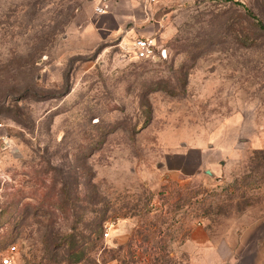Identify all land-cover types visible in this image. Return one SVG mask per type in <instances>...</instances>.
<instances>
[{"label": "rangeland", "instance_id": "rangeland-1", "mask_svg": "<svg viewBox=\"0 0 264 264\" xmlns=\"http://www.w3.org/2000/svg\"><path fill=\"white\" fill-rule=\"evenodd\" d=\"M101 1L0 0V264L260 260L264 0Z\"/></svg>", "mask_w": 264, "mask_h": 264}, {"label": "built area", "instance_id": "built-area-1", "mask_svg": "<svg viewBox=\"0 0 264 264\" xmlns=\"http://www.w3.org/2000/svg\"><path fill=\"white\" fill-rule=\"evenodd\" d=\"M109 5L110 0H102L97 6V11L100 13H105L107 12ZM130 49L134 51L135 55L139 59L155 60L164 59L167 57V48L164 47L160 41H158L155 35L140 36L135 38L130 45ZM113 224L114 222L109 221L105 225L104 234L106 236L110 234ZM15 249L16 246L12 244L8 250L9 253H7L2 258V264H13L12 253L15 251Z\"/></svg>", "mask_w": 264, "mask_h": 264}, {"label": "crops", "instance_id": "crops-1", "mask_svg": "<svg viewBox=\"0 0 264 264\" xmlns=\"http://www.w3.org/2000/svg\"><path fill=\"white\" fill-rule=\"evenodd\" d=\"M133 25V22H131ZM119 26V25H118ZM133 26H130V28L127 29L128 32L131 31ZM217 247V251H219L220 254L213 256L210 264H238L239 260L236 258V255L234 254V249H232L233 245L229 244L228 246L223 245H212L207 246L204 245L203 242L196 239V243L194 245V249L191 251L192 256V263L191 264H207L205 262L206 258L205 254L207 251H210L211 249ZM234 248V247H233ZM205 259V260H204ZM100 264H120L116 259H108L105 261H100ZM249 264H264V257H261L260 260L251 261Z\"/></svg>", "mask_w": 264, "mask_h": 264}, {"label": "trees", "instance_id": "trees-1", "mask_svg": "<svg viewBox=\"0 0 264 264\" xmlns=\"http://www.w3.org/2000/svg\"><path fill=\"white\" fill-rule=\"evenodd\" d=\"M234 3L245 6L246 10H247L251 15L256 16V15L254 14V12H253L249 7H247L242 1H240V0H234ZM259 23H260V25L264 28V23H263L262 21H259Z\"/></svg>", "mask_w": 264, "mask_h": 264}]
</instances>
